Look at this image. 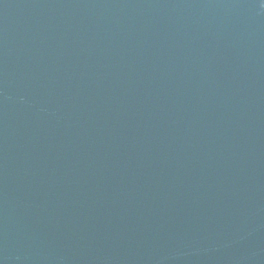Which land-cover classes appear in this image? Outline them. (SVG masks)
I'll list each match as a JSON object with an SVG mask.
<instances>
[{"label": "water", "instance_id": "obj_1", "mask_svg": "<svg viewBox=\"0 0 264 264\" xmlns=\"http://www.w3.org/2000/svg\"><path fill=\"white\" fill-rule=\"evenodd\" d=\"M0 264H264V0H0Z\"/></svg>", "mask_w": 264, "mask_h": 264}]
</instances>
